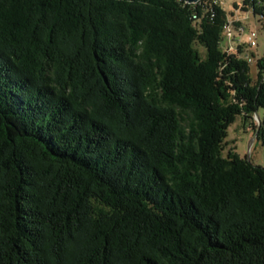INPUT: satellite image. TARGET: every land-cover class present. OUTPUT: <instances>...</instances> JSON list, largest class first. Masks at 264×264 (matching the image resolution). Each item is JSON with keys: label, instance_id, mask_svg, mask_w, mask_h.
<instances>
[{"label": "trees", "instance_id": "1", "mask_svg": "<svg viewBox=\"0 0 264 264\" xmlns=\"http://www.w3.org/2000/svg\"><path fill=\"white\" fill-rule=\"evenodd\" d=\"M214 1L0 0V264H264V167L224 155L264 57Z\"/></svg>", "mask_w": 264, "mask_h": 264}, {"label": "rangeland", "instance_id": "2", "mask_svg": "<svg viewBox=\"0 0 264 264\" xmlns=\"http://www.w3.org/2000/svg\"><path fill=\"white\" fill-rule=\"evenodd\" d=\"M223 9L229 14V18L234 22V28L241 32L236 34L239 44L244 51L254 55L251 63V75L254 80L257 79V61L264 57V22L259 17L253 16L252 9L247 6L243 7V2L250 0H218ZM244 8L246 10H244ZM241 27H245V33H242ZM257 33V47L250 50L247 43V37L252 32ZM259 115L264 116V110ZM260 123L258 116L255 121H245L239 117L235 124L229 129L228 146L224 155L230 148H235L237 153L242 157H247L253 164L264 167V136L257 137L254 126ZM253 124V125H251Z\"/></svg>", "mask_w": 264, "mask_h": 264}, {"label": "built area", "instance_id": "3", "mask_svg": "<svg viewBox=\"0 0 264 264\" xmlns=\"http://www.w3.org/2000/svg\"><path fill=\"white\" fill-rule=\"evenodd\" d=\"M215 4L218 3V0L214 1ZM234 22L231 20V18L228 17L227 23L224 28L223 36L225 38V47L227 49L228 53L234 52L236 50L237 44H239V40L237 39L236 34L240 33V30H236L234 28ZM242 33H245V27H241ZM247 43L250 50L257 47V33L256 31H252L248 37H247ZM253 55L248 52L244 55V59L248 61L249 63L253 62Z\"/></svg>", "mask_w": 264, "mask_h": 264}, {"label": "water", "instance_id": "4", "mask_svg": "<svg viewBox=\"0 0 264 264\" xmlns=\"http://www.w3.org/2000/svg\"><path fill=\"white\" fill-rule=\"evenodd\" d=\"M180 1H184L187 4L193 5L200 3L202 0H180Z\"/></svg>", "mask_w": 264, "mask_h": 264}]
</instances>
